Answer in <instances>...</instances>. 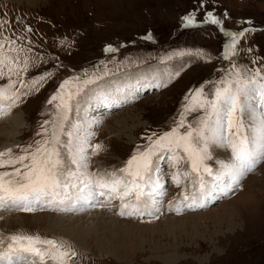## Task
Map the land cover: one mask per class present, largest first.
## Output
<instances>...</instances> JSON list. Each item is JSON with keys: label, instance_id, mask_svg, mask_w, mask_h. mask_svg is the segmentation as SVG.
Wrapping results in <instances>:
<instances>
[{"label": "rangeland", "instance_id": "374dc122", "mask_svg": "<svg viewBox=\"0 0 264 264\" xmlns=\"http://www.w3.org/2000/svg\"><path fill=\"white\" fill-rule=\"evenodd\" d=\"M209 13L223 23L212 22ZM186 17L193 22L189 24ZM0 24V39L15 41V45L6 43L3 51L16 57L19 65V76H9L4 69L0 87L7 86L9 79L29 85H15L20 99L8 115L15 111L24 123L10 141L0 135V151L11 148L19 154L36 140L50 138L54 127L59 131V101H49L68 81L73 92L77 86L83 90L71 101L59 150L63 159L71 160L87 137L88 166L81 171L90 174L121 175L119 169L128 159L151 144L149 137L155 140L177 126L196 90L213 99L223 81L235 80L236 69L245 77L259 69L264 76V0H0ZM238 33L243 35H232ZM13 46L24 51L11 52ZM143 68L158 70L159 77L155 74L134 88L131 85V98L114 96L115 106L111 99L92 96L82 114L79 100L91 96L96 87H111L120 75L135 80L140 75L134 70ZM88 80L92 83L85 85ZM34 81L38 84L31 87ZM101 90H96L99 97ZM250 103L253 116L259 117L264 101L257 95ZM203 114V109L184 114L180 132L196 126ZM242 115L247 125L249 112ZM127 117L129 128H123L120 121ZM1 122L0 133L10 129ZM96 144L103 148L94 154ZM209 151L211 159L206 163L215 175L219 162L230 161L231 150L210 145ZM180 155L184 159L179 164L168 150L153 156L145 187L151 196L143 198L146 203L138 211L122 209L123 203H136L134 196L117 198L104 207L93 199L66 214L47 202L35 205L32 212L0 209V237L7 241L19 232L67 241L78 253L75 264H264V161L230 190L225 188L227 177L213 183L214 176L203 174L202 196L197 175L184 176L191 165L182 150ZM69 165L79 173L70 161ZM177 173L179 184L173 179ZM150 185L155 192L148 190ZM65 216L68 221L62 220ZM82 216H87L86 223L93 222L91 217L95 220L84 225L85 231L74 233L84 223Z\"/></svg>", "mask_w": 264, "mask_h": 264}, {"label": "snow or ice", "instance_id": "6c2138e0", "mask_svg": "<svg viewBox=\"0 0 264 264\" xmlns=\"http://www.w3.org/2000/svg\"><path fill=\"white\" fill-rule=\"evenodd\" d=\"M209 16L211 17V13ZM185 19L189 24L193 22L189 17ZM212 22L218 21L212 17ZM0 27L3 25L0 24ZM232 35L235 37L243 33ZM6 43L15 45V41H9L6 37L0 39V77L5 74V68L9 76L13 74L19 76L16 57L9 56L3 51ZM235 43L234 39L230 50L234 48ZM9 50L24 51L15 46ZM28 66L29 61L25 57L23 70L26 71ZM17 82L22 87H29L24 81L11 79L7 86L0 87V115L8 114L19 101L20 93L15 88ZM84 83L87 85L92 81L88 80ZM36 84L38 81H34L31 87H35ZM222 85L215 89L213 99H207L202 89L196 90L192 97L193 103L184 106V112L177 126L155 140L149 137L151 144L143 151L138 150L128 159L125 167L119 169L121 175L116 172L97 175L81 171V169L86 170L88 166L85 147L88 140L85 137L82 146L70 161V164L75 165L79 171L78 175L77 171L71 170L69 162L62 158L59 148L63 122L68 119V113L72 110L71 101L83 89L77 86L75 92L68 90L69 82L66 81L61 86L60 93L49 101V103L59 101L56 104V107L60 109L57 114L60 121L59 131L54 127L50 138L36 140L34 144L20 149L19 154L14 153L11 148L0 151V169L11 168V171H0V209L16 208L24 212H32L35 210V205L47 202L49 205L63 206L61 210L70 211L74 202L83 200L84 203H90L96 196H105L104 190H108L109 197L119 198L121 201L134 196L136 203H123L122 209L131 207L138 211L139 205L142 202L146 203L143 198L151 196L150 192L145 191V187L151 178L153 156L163 150L172 152L173 161L177 164L184 159V156L180 155L182 150L191 165V171L185 172L184 176L189 177L193 173L197 175L202 196L205 195L203 179L205 173L208 176H214V182H224L227 177L225 188L230 190L242 176L253 171L257 163L264 161V110L259 117H255L250 103L257 95L261 101H264V76H261L259 69L255 71V74L247 77L236 69L235 80L223 81ZM197 109H203L204 114L199 118L196 126L188 125L184 132H180V128L185 124L183 115ZM246 110L249 112L247 125L242 115ZM45 123L48 122L45 121ZM43 131L48 130L43 129ZM68 135L72 134L68 133ZM88 135L91 136L92 133ZM210 145L231 150L230 161L219 162L221 168L215 175L213 169L206 163L211 159ZM102 148V145L96 144L94 154ZM173 179L179 184V173L174 174ZM70 189H76L80 194L75 196V200ZM195 198L193 195L192 199L195 200ZM184 199L188 200L189 197L185 195ZM192 206L188 205V207ZM200 206L203 207V205ZM124 214L122 210L120 215ZM132 214L134 213H128V215ZM77 256L78 253L72 245L63 240L19 232L10 234L7 241L4 237H0V264H75L74 258Z\"/></svg>", "mask_w": 264, "mask_h": 264}, {"label": "bare ground", "instance_id": "6f19581e", "mask_svg": "<svg viewBox=\"0 0 264 264\" xmlns=\"http://www.w3.org/2000/svg\"><path fill=\"white\" fill-rule=\"evenodd\" d=\"M145 70H149V71H152V73H150V74H148L147 76H145L146 74H143V72L142 71H145ZM159 71L158 70H151V69H145V68H143L142 70H140V69H136V70H134V74L135 75H140V76H138V78H136L135 80H124L125 78H123L121 75L118 77H115L114 79H113V83H112V86L110 87V86H106V87H104V86H101L102 88H98V87H96V89L95 90H93L92 92H93V94H92V92L90 93L91 94V96L90 95H88V93L85 95V97L88 95L89 97H86V98H84L83 100H79V102H82V114H84L85 112H83V110H85L86 109V107H87V105L91 102V99H92V96H95V98H97L98 97V99H111L112 101H114V106L115 105H117V103L115 102V99H114V96L116 97V99H119V100H123L124 98H131V96H132V94L134 93V91H132V87H130L131 85L133 86V88L135 87V86H137V84L139 85V84H141L143 81H145V80H147V79H152L153 77V75H158V77H159V73H158ZM141 77H145V78H141ZM156 77V76H155ZM107 81H105V82H103V83H106ZM98 84V83H97ZM94 86V85H93ZM130 87V88H129ZM105 88H107V90L105 89ZM111 88V89H110ZM118 88H122V89H120V90H117L116 91V89H118ZM100 90V89H102L101 90V93H102V97H99L98 96V93H97V91L96 90ZM123 89H127L126 90V93H123L124 91H123ZM92 90V89H91ZM90 91V90H89ZM88 91V92H89ZM117 92H119L118 94H117ZM97 93V94H96ZM121 96H122V99H121ZM107 105H110V103H106ZM80 105V104H79ZM100 105H102V104H100ZM89 109H87V111H88ZM15 112V111H14ZM14 112H12V114H7V115H5V116H2V118H0V121H2L1 122V125H2V123H4V122H7V124H6V127H9L10 129L8 130L7 129V131H3V133H0V135H3L4 137L3 138H5V142H8V141H10L11 139H12V137L13 136H16V133H15V130L17 129V128H20V126L21 125H23V123H24V117L23 116H21L19 113H14ZM80 115H81V113H80ZM73 119H75V118H73ZM79 119H81V116H77V118L75 119V121H79ZM128 117L125 119V121L123 122L122 120L120 121V125H121V127H123V128H129V125L128 124H130V123H128ZM2 132V131H1ZM122 132V131H121ZM67 158V157H66ZM66 158H64V160L66 161V162H69V161H71V160H66ZM72 159V158H71ZM70 166V165H69ZM71 167V166H70ZM118 168V165L116 166V169ZM73 169H75L74 167H71V170L72 171H74ZM103 169V168H102ZM101 169V170H102ZM78 175H79V173H77ZM106 174H109L108 172L107 173H102L101 175H106ZM100 175V174H99ZM82 178V177H81ZM75 182V181H74ZM213 183H214V181H213ZM81 187H82V185H81ZM151 188V189H150ZM150 188L148 189V190H150V191H153V192H155V189H154V185L152 186V185H150ZM199 188V187H198ZM70 191L74 194V200H75V196L76 195H80L79 193H77V190L76 189H70ZM105 191V193H106V196L104 197V196H96L95 198H93V199H96L97 201H100V203H102V207H104V206H109L110 204H109V202H112L113 200H116L117 198H111V197H109L108 195H107V191L108 190H104ZM85 192H87V190H85ZM158 194L159 193H157V195H156V197L154 198L155 200L157 199V197H158ZM93 199H91V201L90 202H92V200ZM103 199V200H102ZM183 201H185V200H183ZM131 203H133V201L131 202ZM90 203H84V201L83 200H79V201H77V202H74V204H73V206H72V210L73 209H75V208H77L78 206H83V205H89ZM180 204H182V201L180 202ZM183 206V205H182ZM63 206H58L57 205V208H62ZM99 209H103V208H99ZM72 210H70V211H72ZM62 211H64V210H62ZM100 211H105V210H100ZM67 212H69V211H64V213L66 214ZM105 213H106V211H105ZM52 214V213H51ZM141 214V213H140ZM64 215V214H63ZM84 217V218H83ZM86 217L87 216H82V221L84 222V223H80L79 224V226L78 227H76V228H78V230H74L73 232L74 233H79L80 231H81V229L83 228V231H85L86 230V227L84 226V225H88L89 223H93L94 222V218L93 217H91L92 219H93V222H89V223H86L87 221H86ZM74 218V217H73ZM74 219H78V218H74ZM98 219H101V218H98ZM62 220L64 221V220H66V221H68L69 220V218L68 217H63L62 218ZM77 221V220H76ZM76 221H73L72 223H74V222H76ZM77 223V222H76ZM83 233V232H82ZM73 237V239H74V236H72ZM75 240V239H74ZM75 242H77L76 240H75ZM78 243V242H77Z\"/></svg>", "mask_w": 264, "mask_h": 264}]
</instances>
